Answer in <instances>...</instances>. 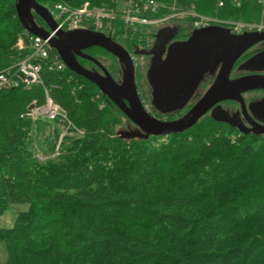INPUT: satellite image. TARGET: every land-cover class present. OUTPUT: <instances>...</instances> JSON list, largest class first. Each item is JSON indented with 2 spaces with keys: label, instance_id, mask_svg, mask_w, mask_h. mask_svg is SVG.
<instances>
[{
  "label": "trees",
  "instance_id": "1",
  "mask_svg": "<svg viewBox=\"0 0 264 264\" xmlns=\"http://www.w3.org/2000/svg\"><path fill=\"white\" fill-rule=\"evenodd\" d=\"M35 1L50 9L112 0ZM15 3L0 0V70L27 53L15 47L25 34ZM176 6L228 28L258 25L263 9L258 0ZM41 74L42 85L0 92V216L27 205L16 227L0 228V264H264V137L203 117L179 134L122 139L126 117L94 84L67 68ZM45 90L79 134L56 150V129L41 160L26 115Z\"/></svg>",
  "mask_w": 264,
  "mask_h": 264
},
{
  "label": "water",
  "instance_id": "2",
  "mask_svg": "<svg viewBox=\"0 0 264 264\" xmlns=\"http://www.w3.org/2000/svg\"><path fill=\"white\" fill-rule=\"evenodd\" d=\"M15 9L18 20L28 34L46 39L49 37L47 29L50 31L56 29L49 10L35 0H16ZM35 15L41 18L47 29L35 22ZM261 42H264V30L249 29L239 35H234L229 29L214 25L194 31L188 40L177 45L169 53L160 69L154 72L152 82H150L160 87L159 93L156 94L159 101L163 97L167 100L181 97L187 87L199 80L211 60L221 61L222 66L212 87L188 112L171 121L159 120L145 109L137 92L132 58L110 37L91 31L57 32L51 38L50 46L58 53L70 72L94 84L136 127L134 131H119L117 135L120 138L148 139L151 136L163 137L189 130L220 102L234 100L244 107L242 94L264 89V76L249 75L231 80L230 73L237 60ZM91 47H100L118 59L123 71L120 84L97 60L82 54L83 50ZM136 54L146 55L144 51H137ZM77 56L98 65L102 74L83 68L78 63ZM33 108L34 105H30L28 110ZM253 128L251 126L250 130ZM255 133H264V128L261 127Z\"/></svg>",
  "mask_w": 264,
  "mask_h": 264
},
{
  "label": "built area",
  "instance_id": "3",
  "mask_svg": "<svg viewBox=\"0 0 264 264\" xmlns=\"http://www.w3.org/2000/svg\"><path fill=\"white\" fill-rule=\"evenodd\" d=\"M122 3L120 11L118 4ZM112 7L92 6L83 3L74 7L66 3H58L52 9H48L55 24L56 29L49 32V37L43 39L25 32L16 42L18 51L26 50V56L13 66L0 70V92L30 85H42L41 73L43 68L48 71L61 72L66 69L58 53L50 46V40L57 32L91 31L101 33L111 39L123 43L133 44L131 58L135 65L137 51H147L153 46L154 35L146 32L147 28L166 25L174 16L184 13L194 21L192 28H202L214 22V20L199 16L194 9L182 10L176 6V0H114ZM221 5V4H220ZM163 11L168 12L164 14ZM162 13L161 17L152 18L150 15ZM164 14V15H163ZM221 23V22H219ZM251 27L239 23L238 27L233 25L230 28L232 33L240 32L241 28ZM247 29V30H248ZM261 29V28H260ZM32 110H28L27 117L33 119L38 115L45 116L51 120H58L61 127L56 150L62 139L69 135L71 123L62 109L53 102L47 90H45V102L37 106L35 101Z\"/></svg>",
  "mask_w": 264,
  "mask_h": 264
},
{
  "label": "flooded vegetation",
  "instance_id": "4",
  "mask_svg": "<svg viewBox=\"0 0 264 264\" xmlns=\"http://www.w3.org/2000/svg\"><path fill=\"white\" fill-rule=\"evenodd\" d=\"M34 20L39 26L47 29L39 16L35 15ZM211 26H214V24H209L202 28H186L185 31L180 32L181 29L179 30L175 26L166 24L159 28L155 33L152 48L145 51L146 55H141L147 59L148 64L145 72V78L150 89L152 106L150 114L153 117L165 121H171L181 117L186 112H188L189 109H191V107L214 84L222 66L221 61H216L215 59L211 60L208 63L206 71L201 75L199 80L187 87L185 93L178 99L167 100L163 97V99L160 98V101L159 99L157 100V98L159 97H157L156 94L159 93L160 87L156 86L153 83H150L152 82L154 72L160 69L162 63L166 60L169 53L174 48H176L177 45L188 40L194 31ZM245 31L247 30L241 29L240 32L235 33L234 35H239ZM112 40L120 45L123 49H125L129 53V55H131V47L133 44H130V47H127L126 44L121 41H117L114 39ZM95 51H102V53H104V55L107 56L108 59H105L104 57L103 59H100L99 57L97 58L94 53ZM82 54L97 60L108 70L112 78L117 83L120 84L122 82L123 71L116 57L100 47H91L85 49L82 51ZM76 59L78 63L86 70L102 74L99 66L92 61L80 56H77ZM249 75L264 76V42L258 43L257 45L253 46L237 60L230 73V79H237ZM136 78L137 77L135 74V80ZM137 92L139 93L138 89ZM241 97L243 99L244 107L238 101L227 100L215 105L203 117H208L211 120L224 122L234 130L239 132L240 135L254 134L260 137H264V133H255L258 129H261V127L264 128V89L245 92ZM190 104L191 106L186 109ZM178 111H183V113L177 118L172 119V117L170 116ZM251 126L254 127L252 130H250ZM240 130L248 133H242Z\"/></svg>",
  "mask_w": 264,
  "mask_h": 264
},
{
  "label": "rangeland",
  "instance_id": "5",
  "mask_svg": "<svg viewBox=\"0 0 264 264\" xmlns=\"http://www.w3.org/2000/svg\"><path fill=\"white\" fill-rule=\"evenodd\" d=\"M258 1L263 6L260 23L258 25H251V26L249 25V26L251 27L250 29L264 30V0H258ZM58 3H62V2H57L55 5H57ZM55 5H53V7ZM113 5L114 4H113V0H112L111 6H108V7L110 8ZM52 8H50V9H52ZM122 8H123V5L120 2L118 4V9L121 11ZM167 13L168 12H166L165 14H167ZM188 18L191 19L190 16H188L184 13H181V14L174 16L166 24L171 25V26H175L179 30L181 29L180 32L185 31V28H184L185 26H189V28H192L190 21H189V23L184 21ZM213 23H215L214 25L221 24V23H219V21H215V20ZM226 25H232V27H233V25H236L238 27L239 22H226ZM162 26H164V25H162ZM162 26L152 25L151 27L147 28L148 30H146V32H148L149 34H155L158 31V29L161 28ZM220 26H222V25H220ZM224 28H228V27L224 26ZM228 29H230V28H228ZM232 34H234V33H232ZM125 44H128V42ZM94 53H95V56L97 58L99 57L100 59H103V57H104L105 59H108V57L105 56L104 53H102V51L101 52L95 51ZM147 65H148L147 59L144 56H140V55L136 56V63H135V74L137 77L135 80L136 86H137V89L139 90L138 94H139V97L141 99L142 104L144 105L145 109L150 112L151 107H152L151 106V94H150V89H149L148 83L146 82V78H145V74H146L145 72L147 69ZM126 119H123L124 125H122L121 128L118 127L119 130L121 129L123 131H127V126H130V125ZM31 123H32V125H31L32 145L34 147V150L37 152V154H39V158L41 160H43V157L41 156V154L46 153L53 146V144L56 142V129H58V131H60V134H61V127L58 126V123L56 120L48 119L42 115H38L35 118L31 119ZM69 132H70V135H74V136L79 134V131H74L75 133L71 132V131H69ZM26 209H27V205H20V206L19 205H11L9 207V209L7 211H5L0 216V228L16 227L17 226V222H16L17 213L19 211H25ZM4 258H5L4 250L2 248V245L0 244V261H3Z\"/></svg>",
  "mask_w": 264,
  "mask_h": 264
}]
</instances>
